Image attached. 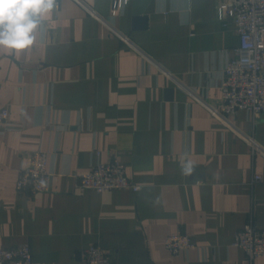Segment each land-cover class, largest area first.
<instances>
[{"label":"crops","instance_id":"obj_1","mask_svg":"<svg viewBox=\"0 0 264 264\" xmlns=\"http://www.w3.org/2000/svg\"><path fill=\"white\" fill-rule=\"evenodd\" d=\"M222 2L58 0L31 49L0 51V248L29 243L33 264H83L95 245L112 264H250L233 242L264 229V114L213 112L240 45ZM35 151L53 175L37 195L17 189ZM115 159L139 191L79 187ZM178 232L197 248L172 255Z\"/></svg>","mask_w":264,"mask_h":264},{"label":"built area","instance_id":"obj_2","mask_svg":"<svg viewBox=\"0 0 264 264\" xmlns=\"http://www.w3.org/2000/svg\"><path fill=\"white\" fill-rule=\"evenodd\" d=\"M221 11L237 25L240 45L236 57L228 62L224 71L222 109L213 112L221 116L235 115L239 111H251L255 116L264 114V0H223ZM9 119L10 111L1 109L0 124ZM247 141L258 150L259 145L252 138L248 137ZM29 162V166L20 171L17 189L33 195L50 192L53 175L48 169V153L35 151L30 154ZM261 180V175L254 178V182ZM79 187L98 193L141 189L127 176L126 166L117 159L94 165L89 172L79 175ZM233 245L243 248L249 263L254 264L255 260L264 257V229L248 223L237 232ZM165 246L174 256L197 248L195 241L182 232L168 236ZM33 261L29 243L0 248V264H33ZM83 264H112V261L100 246L95 245L85 251Z\"/></svg>","mask_w":264,"mask_h":264},{"label":"clouds","instance_id":"obj_3","mask_svg":"<svg viewBox=\"0 0 264 264\" xmlns=\"http://www.w3.org/2000/svg\"><path fill=\"white\" fill-rule=\"evenodd\" d=\"M57 7L58 0H0V51L20 55L31 49L37 31Z\"/></svg>","mask_w":264,"mask_h":264}]
</instances>
